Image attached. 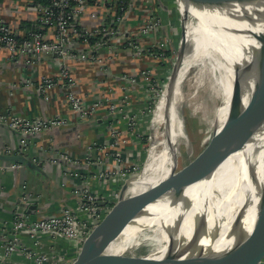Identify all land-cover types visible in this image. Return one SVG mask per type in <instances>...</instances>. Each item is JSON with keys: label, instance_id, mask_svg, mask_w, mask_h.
Masks as SVG:
<instances>
[{"label": "built area", "instance_id": "1", "mask_svg": "<svg viewBox=\"0 0 264 264\" xmlns=\"http://www.w3.org/2000/svg\"><path fill=\"white\" fill-rule=\"evenodd\" d=\"M30 2L26 10L32 13V17L24 32L14 30L5 22L0 4V50L6 52L8 58L14 61L17 57H28L27 64H35L40 57L52 59L58 74L41 77L37 93L44 100H48L52 89L64 90V99L72 114L79 120L94 117L97 109L104 103L113 119L125 122L129 129L135 127V121L140 123L139 117L143 112L130 114L124 108L133 101L152 100L150 92H154V89L150 85L154 83L156 67L144 68L139 73L142 87L131 75L120 77L126 86L121 88L119 106L104 97L91 103H84L77 93L78 82L70 66L84 65L105 74L109 70L108 61L115 60L123 53H127L135 60L148 55L153 58L155 64L159 62L165 51L169 50L170 37L160 36L163 24L152 11L153 8L150 6L147 7V11L142 10L143 0H30ZM174 2L179 10L178 1ZM53 54H56V57H53ZM154 84L156 85V82ZM131 93H134V96ZM152 102L148 101L147 104ZM0 123H4L18 134L21 137L20 148H25L28 136L58 129L65 126L68 121L61 117L21 119L0 114ZM110 134L111 150H115L120 144H126L124 140L119 139L116 131L111 130ZM103 149H99L100 153L104 152ZM92 150L93 146L88 147L89 153ZM5 154L9 155L11 151L7 149ZM103 154L109 156V152ZM113 158L114 164L107 166V170L92 176L91 179L103 180L113 185L121 186L124 183L130 185V179L135 177L138 170V162L125 164L118 153H115ZM90 159L91 155L86 157L85 161ZM50 161L53 164L77 163L66 152L56 153ZM96 161L97 164H102L101 159L97 158ZM21 167L14 162H0V173L18 171ZM89 186L88 182L83 183L75 194L78 198V211L83 214L82 216L69 208H63L48 217L31 219L29 215L15 212L11 223L0 221V264H72L83 242L98 223L101 212L104 211L100 207L98 212V203L103 201L104 204H110L118 196V192H111L103 198ZM36 201L37 196H33L22 183L20 204L29 207L36 205ZM64 248L70 249L69 252H65ZM260 264H264V259Z\"/></svg>", "mask_w": 264, "mask_h": 264}, {"label": "bare ground", "instance_id": "2", "mask_svg": "<svg viewBox=\"0 0 264 264\" xmlns=\"http://www.w3.org/2000/svg\"><path fill=\"white\" fill-rule=\"evenodd\" d=\"M240 2L247 8L264 12L261 0ZM186 15L185 32L170 84V99L167 86L153 112L151 129L154 141L146 156L143 175L130 183L128 190L133 196L126 200L125 206L161 181L171 182L177 172L182 174V185L176 199L165 194L148 205L139 218L103 247L104 253L128 261L142 257L161 260L188 248L190 239L195 250L205 246L209 238L223 228V222L231 214H236L246 201V194L251 191L264 165V124L257 125L253 109H248L254 84L251 80L241 83L236 79L247 70L251 72V69L242 60L239 48L228 42L220 31L209 28L196 12L187 10ZM253 44V40H247L249 48ZM193 67H197L193 76L194 85L203 83L202 70L205 68V76H216L212 86H219L217 94L222 99L215 118L220 129L223 124L238 121L244 127L232 148H239L238 152L231 154L225 150L220 155L214 146L210 155L212 150L209 147L191 167L176 171L178 142L186 139L179 104ZM225 137L233 138L234 135ZM209 163L210 168L196 174L201 166ZM190 179L193 183L189 182ZM148 242L149 249L144 250L143 246Z\"/></svg>", "mask_w": 264, "mask_h": 264}, {"label": "crops", "instance_id": "3", "mask_svg": "<svg viewBox=\"0 0 264 264\" xmlns=\"http://www.w3.org/2000/svg\"><path fill=\"white\" fill-rule=\"evenodd\" d=\"M146 1L143 0L141 6L144 11H147L148 7ZM165 1L168 4L163 0H149V3L154 14L162 21L160 36L163 38L167 35L173 39L179 30L176 21L172 20L173 12L177 15V8L174 0ZM30 3V0H0L5 22L14 30L24 32L32 17V13L26 10ZM163 14L169 18L167 25H164ZM28 59L17 57L14 61L8 58L6 52L0 50V114L21 119L61 117L68 123L52 131L28 136L25 148H20L21 137L7 125L0 123V155H4L9 149L11 152L27 156L28 160L34 161L36 167L40 166L39 169L22 166L18 171L0 173V221L11 223L15 212L27 213V207L21 206L19 202L22 183L38 198L35 202L37 208L35 213L29 214L31 219L54 215L63 208H69L82 216L83 214L78 211V198L75 195L77 190L86 182L93 192L102 195L103 198L118 190L113 184L91 178L115 163L113 158L115 153L120 155L125 164L138 162L150 114L144 116L145 122L141 121L139 127L129 129L131 132L125 122L116 121L115 118L114 121L104 103L97 109L94 117L79 120L70 111L64 99V90L52 89L48 100H44L37 93L41 77L58 74L52 59L40 57L35 64H27ZM155 65L153 58L148 55L135 60L127 53H123L115 60L108 61L109 70L105 74L84 65L72 64L70 67L78 82L77 93L84 103H91L104 97L120 106L121 88L126 86L120 77L131 75L141 86L139 73L144 68L154 69ZM131 95L134 96V93ZM141 100L133 101L124 109L130 114L139 113L141 110L139 108H143L144 104ZM111 130L116 131L119 139L124 140L126 144H120L115 150H111L109 147L112 143ZM90 146L94 147L91 153L88 151ZM102 148L104 152H109V156H105L104 152L100 153L99 149ZM62 152H66L77 163L74 165L64 162L51 163L50 158ZM90 155V161H85ZM97 158L101 159L102 164H97ZM108 204L101 206L105 214ZM69 250L64 248L65 252Z\"/></svg>", "mask_w": 264, "mask_h": 264}, {"label": "water", "instance_id": "4", "mask_svg": "<svg viewBox=\"0 0 264 264\" xmlns=\"http://www.w3.org/2000/svg\"><path fill=\"white\" fill-rule=\"evenodd\" d=\"M177 1L180 28L182 30L181 38L183 36V22L187 19L185 10H189L198 13L208 27L210 26L220 31L228 42L234 43L239 48L243 57L242 60L248 64L247 66L251 69V72L247 70L246 73L238 75L236 79L241 83H247L248 80L253 81V94L248 101V109L249 107L253 109L257 118V125L264 124V12L247 8L240 0ZM249 39L255 43L250 48L246 45ZM53 57H56V54H53ZM174 69L168 82V99H170V84L174 77ZM237 87L240 86L237 85ZM237 127L238 130L229 131V129ZM243 127L244 125L240 121L232 122L231 124L226 123V129L217 131L219 132L218 134L215 132L213 140L199 156L208 150L214 142H216L215 151L217 154L220 153L221 155L225 150L229 151V153L238 151L239 148L235 150H232V148L238 142L237 136L243 130ZM231 134L234 135L233 138L225 137ZM231 142L232 144L230 145ZM0 162H14L28 168H40V166H37L38 168L35 166L33 160H28L27 156L14 152L9 155H0ZM192 164L186 168L191 167ZM210 167V163L201 166L196 174ZM181 185L182 174L177 172L171 182L161 181L156 188H151L146 194L134 198L129 206H125L126 200L132 197H126L128 183L122 184L112 210L108 211L94 226L72 264L261 263L264 259V165L254 180L251 191L246 194V201L237 210L236 214L233 216L231 214L223 222V228L217 230L209 238L205 246L195 250L194 243L190 241L192 243L189 242L188 248L181 250L175 255L170 254L161 260L144 257L128 261L122 257L108 255L103 252V247L128 225L133 223L135 219L139 218L148 205L164 197L165 194H169L173 199H176ZM20 205L23 206L22 204ZM102 205H104V202L98 203V212ZM36 209L35 205H31L27 207L26 214H34ZM120 213H122L121 217Z\"/></svg>", "mask_w": 264, "mask_h": 264}, {"label": "rangeland", "instance_id": "5", "mask_svg": "<svg viewBox=\"0 0 264 264\" xmlns=\"http://www.w3.org/2000/svg\"><path fill=\"white\" fill-rule=\"evenodd\" d=\"M163 1L164 3L168 4L167 1L165 0ZM145 3L148 5V7H150L149 0H147ZM185 13H186V10H185ZM162 18L164 20V25H167V22L169 20L168 16L166 14H163ZM172 20L176 21L179 30L175 38L174 36H173V39H171L172 37L170 38L169 50H171V55L168 57L164 56L162 57V59H159L160 64H157L158 62L156 63L155 79H154V83L156 82V85L154 83L150 85L151 87H153L154 92L153 91L150 92V96H152L150 98H152V100L151 99L148 100V101H153V102L147 104L148 101H142L144 102V104L142 105L143 108H139L141 109L140 112H143L142 114H140V117H139L141 118L140 121L145 122L144 116H146V114H150V116H149V123H147L146 125L145 136L143 137V142L141 144V157L138 160V170L135 172V177L133 179H130L131 182L137 179H140V177H142L143 175V170L146 165V156H147L148 150L152 146V142L154 141L153 131L151 129V120L153 117V112H154L156 105L160 101L163 91L168 86V82H169L172 70L177 62V58H178L177 54L179 53V48H180L181 41L183 38V36L181 38L182 30L180 28V21H179L180 18H179L178 10H177V15L173 12ZM185 26H186V20H184L183 22V34L185 32ZM180 38H181V41H180ZM206 71H207L206 68L202 70L203 83L200 85L196 83V85H194L193 76L197 72V67H193L189 72L188 82H186L183 87V99L179 104V109H180V114L183 118L186 139H180L178 142L179 154H178L176 171L182 170L190 166L198 158V156L204 151V149L211 143V141L213 140L214 134L218 128L219 130L226 129L225 124H223V126H221V129H220L219 122L215 119L217 108H219L222 103V99L219 98L218 96L220 92L219 86L218 85L212 86V83L214 82L216 76L212 74H211L212 76H208V75L205 76V73H207ZM142 122H140V124ZM135 123H136L135 127H132L131 130H133L136 127H139L138 125L139 123L136 121ZM131 130L129 131L131 132ZM235 130H238V127L236 129L235 128L229 129V131L231 132ZM247 133L248 131L246 130V134ZM231 144L232 142L230 143V145ZM214 146H215V143H213L210 146V150H212L210 152V155L213 154ZM238 151H235V152H238ZM235 152H232V153H235ZM159 184L160 183L156 184L155 188ZM128 187H129V184H128ZM115 188L119 190L121 186L116 184ZM118 190L116 192H118ZM132 196H133L132 193L130 192L126 193V197L130 198ZM115 202H116V198L115 200H112L110 204H108L106 212L112 210L113 206L115 205L114 204ZM104 214H105V210L101 212L100 214L101 217H98V219L99 220L102 219L104 217ZM190 241L191 239L189 240V242ZM149 245H150L149 242L146 243L145 246H143V249L148 250Z\"/></svg>", "mask_w": 264, "mask_h": 264}, {"label": "trees", "instance_id": "6", "mask_svg": "<svg viewBox=\"0 0 264 264\" xmlns=\"http://www.w3.org/2000/svg\"><path fill=\"white\" fill-rule=\"evenodd\" d=\"M154 52H158V50H154ZM170 55H171V50H167V51H165L164 56L168 57V56H170ZM158 64H160V63L158 62ZM156 72H157V71H156Z\"/></svg>", "mask_w": 264, "mask_h": 264}]
</instances>
